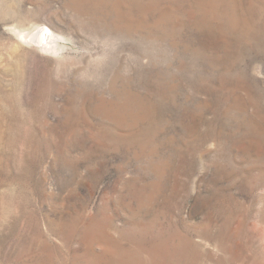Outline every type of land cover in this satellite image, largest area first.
Listing matches in <instances>:
<instances>
[{"label": "rangeland", "instance_id": "374dc122", "mask_svg": "<svg viewBox=\"0 0 264 264\" xmlns=\"http://www.w3.org/2000/svg\"><path fill=\"white\" fill-rule=\"evenodd\" d=\"M0 264H264V0H0Z\"/></svg>", "mask_w": 264, "mask_h": 264}, {"label": "bare ground", "instance_id": "6f19581e", "mask_svg": "<svg viewBox=\"0 0 264 264\" xmlns=\"http://www.w3.org/2000/svg\"><path fill=\"white\" fill-rule=\"evenodd\" d=\"M37 34H39L38 32L35 33V35L32 33L31 35V41L32 43L36 44L37 46H40L42 48H52L51 46H48L47 43L43 40L39 41L36 37H37ZM41 35V34H40ZM42 36V35H41ZM41 39V38H40Z\"/></svg>", "mask_w": 264, "mask_h": 264}]
</instances>
